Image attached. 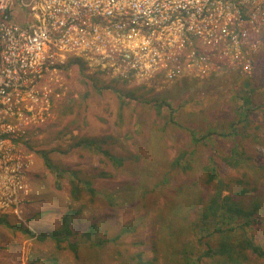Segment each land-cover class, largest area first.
Returning <instances> with one entry per match:
<instances>
[{"label":"rangeland","instance_id":"1","mask_svg":"<svg viewBox=\"0 0 264 264\" xmlns=\"http://www.w3.org/2000/svg\"><path fill=\"white\" fill-rule=\"evenodd\" d=\"M198 48L204 55L215 57L208 45L199 43ZM249 58V74L242 72L239 63L219 62V67L203 65L204 73H188L168 83L156 79L147 86L136 79L118 80L86 70V75L97 77L111 88L163 104L156 111L152 105L131 102L121 117L118 94L103 88L80 99L75 72L68 69L67 76L64 68L59 69L49 86L61 91L65 88L64 94L60 100H52L47 114L27 131L25 153L32 156L33 165L28 176L30 193L20 213L22 220L0 214V264H149L150 260L152 264H187L172 256L177 253L173 249L181 247L199 255L197 250L203 248L197 243L195 230L174 239L168 224L171 216H178L179 225L185 227L184 217L191 207L193 213L188 220H193L195 210L210 198L212 183L205 169L217 168L225 181L240 178L242 171L229 165V160L233 161L229 151L238 135L243 140H238L241 146L237 150L245 149L249 164L264 167V59L259 62L253 53ZM73 104V111L67 112L65 108ZM210 126L215 128V138L197 143L195 138L204 137ZM78 135L106 141L103 148L124 158L123 166L108 163L96 152L74 150L72 136ZM208 140L214 150L206 144ZM39 151H47L51 161L69 174L75 171L95 189V195L75 194L69 175L58 178L52 174ZM193 155L199 161L193 160ZM103 173L108 176L103 177ZM248 178L252 180L251 173ZM231 187L234 193L242 188L236 183ZM256 187L260 204L246 229L264 250V178ZM251 188L249 185L248 190ZM251 194H234L233 201L247 207ZM160 213L163 219L158 220ZM4 220L20 226L9 228ZM92 223L100 226V238L109 241L94 250L87 246L86 237ZM125 225L131 229L122 232ZM26 229L37 236L58 231L62 241L58 244L49 239L40 244L36 237L25 235ZM117 235L122 236L112 242ZM74 243L77 252L70 248ZM246 257L245 264H264L251 251Z\"/></svg>","mask_w":264,"mask_h":264},{"label":"built area","instance_id":"2","mask_svg":"<svg viewBox=\"0 0 264 264\" xmlns=\"http://www.w3.org/2000/svg\"><path fill=\"white\" fill-rule=\"evenodd\" d=\"M263 48L264 0H0V214L22 220L27 131L64 94L49 82L68 61L147 86L219 62L248 73Z\"/></svg>","mask_w":264,"mask_h":264},{"label":"trees","instance_id":"3","mask_svg":"<svg viewBox=\"0 0 264 264\" xmlns=\"http://www.w3.org/2000/svg\"><path fill=\"white\" fill-rule=\"evenodd\" d=\"M68 63L67 67H64L63 74L64 72L66 74L68 69H72L75 72V78L81 87V92H79L80 99L88 98L96 93H100L104 90L103 88H110V90L118 94L120 98L119 117L123 115L126 106L130 105L131 102H133L134 105H152L156 111L163 105H160L158 102L155 103V100L146 101L141 98H135L130 93H127L126 90L114 87L111 88L109 85L101 83L97 77L86 75L87 69L79 59H72ZM74 105L75 104L67 106L65 108L66 111L72 112ZM214 131V126H210L204 137L193 138L196 139L194 140L197 143L202 142L205 138L213 140L215 138ZM238 136L232 141V150L229 152H231L234 162L230 159L229 165L236 170L242 171L240 178H228V180L225 181L219 177L217 168L215 169L213 166L206 168L205 172L207 173L208 181L212 183V194L210 195V198L203 202L199 209L195 210L193 220H188L187 216L193 213V207H191L190 212L184 217V220L186 221L184 223L187 226V229L186 226L183 227L182 224L179 225L181 223L180 217H170L171 220L169 221L168 228H170L171 231L173 230L170 233V237L176 239L183 237L187 232H193L195 230L194 236L197 238V243L199 247L203 248L202 250H197L199 251V255L195 254V250L191 251L189 248H174L173 250H176L177 253L173 252L172 256L174 258L180 257L182 262L186 261L187 264H245L247 261V251L255 253L258 257L264 260V250L256 243L254 234L249 233L246 229L252 225L255 212L257 211L256 207L260 204V200L257 198L260 192L259 187L257 188L256 184L258 181L261 182L264 178V167H256L254 164H249V158L246 157L245 149L242 148L240 151L237 150V148L241 146L240 143L238 144V140H243ZM206 142H208L206 143L207 145L210 144L211 150H214L212 142L209 140ZM72 144L74 150L86 149L89 152H96V154L103 157V160L106 159L108 163L116 165L118 168L123 166L124 158L117 157L110 151L104 149L103 145L106 144V141L103 142L102 139L78 135L75 137L72 136ZM38 154L40 155L43 164L52 174H56L55 176L58 178L63 177L66 173L69 175L71 188L75 194L81 195L84 192H89L92 196L95 195V189H92L89 184L79 179L78 174L75 171H70V175L67 169L54 164L47 151H39ZM192 159L196 162L199 161V158L196 155H193ZM174 166L178 167L179 164L175 162ZM249 173L252 175V180L248 178ZM106 175L108 176L106 173L102 174L103 177H106ZM231 183L240 185L242 187L241 190L236 193L232 192ZM249 185L253 186L250 190H248ZM160 189L161 188H159V191ZM226 191L228 194L223 195ZM250 191H252V194L249 196V199H251L249 200V206L246 207L239 202L233 201L234 194L246 195ZM146 199L147 197L145 200ZM156 219H163L162 213H160V215L157 214ZM2 221L3 220L0 218V222ZM66 221L67 217L65 216L63 222L65 223ZM4 222L9 228L18 229L20 226H12V224L5 220ZM99 229L100 226L96 223L90 224L86 229V237L88 238L87 246L90 250H94L100 246L104 247L109 243L105 238H100ZM128 229H131V227L125 225L122 232L127 231ZM65 231L66 234H69V229L65 228ZM25 232L26 234H24L30 236V238L36 237V240L40 244L49 239L58 242V244L62 241V238L60 237L61 234L58 231H48L44 234L40 233L38 236L27 229ZM121 236L117 235L112 239L113 241H111L115 242ZM164 243L167 244V242ZM70 248L74 252H77V243L71 245ZM148 263L152 264V260L148 261Z\"/></svg>","mask_w":264,"mask_h":264}]
</instances>
